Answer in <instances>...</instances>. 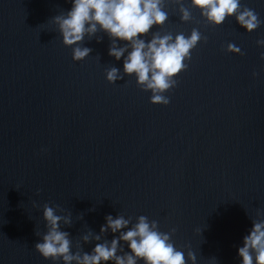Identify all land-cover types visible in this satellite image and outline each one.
<instances>
[{
	"label": "water",
	"instance_id": "1",
	"mask_svg": "<svg viewBox=\"0 0 264 264\" xmlns=\"http://www.w3.org/2000/svg\"><path fill=\"white\" fill-rule=\"evenodd\" d=\"M241 3L262 21L251 32L234 16L208 24L194 8L182 22L168 0L160 30L195 27L207 40L161 105L134 77L105 79L123 65L107 34L86 37L91 53L73 61L51 20L71 0H0V264H52L34 248L46 202L71 214L62 228L84 251L96 242L80 236L98 233L107 214H143L175 227L197 264H240L243 236L264 213V0Z\"/></svg>",
	"mask_w": 264,
	"mask_h": 264
},
{
	"label": "clouds",
	"instance_id": "2",
	"mask_svg": "<svg viewBox=\"0 0 264 264\" xmlns=\"http://www.w3.org/2000/svg\"><path fill=\"white\" fill-rule=\"evenodd\" d=\"M168 0H71V8L51 18L62 38L70 47L73 61L86 58L92 49L83 41L91 39L97 32L107 34L110 39L108 55L120 60L122 69L110 66L105 70L109 83L121 80L125 75L134 77L138 87L149 91L150 102L167 105V95L178 81L176 76L188 67L191 50L201 40L206 41L198 28L191 32H162L161 26L167 21ZM178 5L182 22L192 19V9H197L205 22L220 26L226 18L234 16L245 31L251 32L260 24L259 13L241 3V0H173ZM158 26L151 31L152 27ZM97 41L102 39L96 36ZM124 43H121V42ZM257 45L264 47V39ZM226 51L240 53V48L229 42ZM264 59V52L260 54ZM39 191V190H38ZM252 226L243 236L242 245L237 249L240 264H264V213L257 211ZM42 219L45 231L36 235L41 238L34 245L35 250L52 264H197L196 253L188 246L178 247L172 239L176 228L162 231L159 222L147 215L135 217L119 213L107 214L98 233L88 230L80 241H95L91 251H84L81 243L73 244L68 231L62 225H71L70 213H63L59 206L44 203ZM199 234L201 229L196 230ZM111 232L109 240L104 234ZM123 242V243H122ZM127 244L128 251H124ZM74 249V250H73ZM212 264H218L212 257Z\"/></svg>",
	"mask_w": 264,
	"mask_h": 264
}]
</instances>
